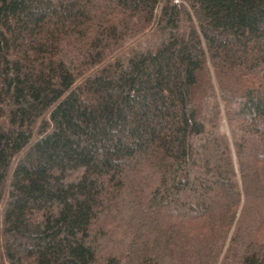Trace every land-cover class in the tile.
I'll use <instances>...</instances> for the list:
<instances>
[{"label": "trees", "instance_id": "trees-1", "mask_svg": "<svg viewBox=\"0 0 264 264\" xmlns=\"http://www.w3.org/2000/svg\"><path fill=\"white\" fill-rule=\"evenodd\" d=\"M0 264H264V0H0Z\"/></svg>", "mask_w": 264, "mask_h": 264}, {"label": "rangeland", "instance_id": "rangeland-1", "mask_svg": "<svg viewBox=\"0 0 264 264\" xmlns=\"http://www.w3.org/2000/svg\"><path fill=\"white\" fill-rule=\"evenodd\" d=\"M223 131L226 132L227 131V125L226 123L223 124V127H222Z\"/></svg>", "mask_w": 264, "mask_h": 264}]
</instances>
